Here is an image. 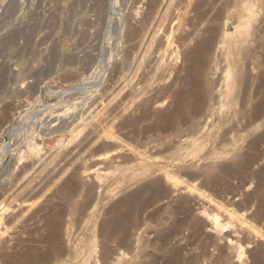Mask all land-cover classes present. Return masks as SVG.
I'll return each mask as SVG.
<instances>
[{
	"label": "rangeland",
	"instance_id": "374dc122",
	"mask_svg": "<svg viewBox=\"0 0 264 264\" xmlns=\"http://www.w3.org/2000/svg\"><path fill=\"white\" fill-rule=\"evenodd\" d=\"M0 264H264V0H0Z\"/></svg>",
	"mask_w": 264,
	"mask_h": 264
},
{
	"label": "bare ground",
	"instance_id": "6f19581e",
	"mask_svg": "<svg viewBox=\"0 0 264 264\" xmlns=\"http://www.w3.org/2000/svg\"><path fill=\"white\" fill-rule=\"evenodd\" d=\"M153 1V0H152ZM160 1V0H159ZM170 1V0H169ZM175 1V0H174ZM187 1V0H186ZM148 2V1H147ZM158 2V1H157ZM177 2V1H176ZM181 2V1H180ZM199 2V1H198ZM203 2V1H202ZM171 3V2H170ZM178 3V2H177ZM168 4V3H167ZM174 4H176V3H174ZM201 4V3H200ZM152 5V4H151ZM189 5V4H188ZM170 6H172V5H170ZM155 7V6H154ZM176 7H178V6H176ZM198 7V6H197ZM171 8V7H170ZM153 9V8H152ZM165 9V8H164ZM181 9V8H180ZM149 10H150V8H149ZM160 11V10H159ZM168 11V10H167ZM171 11V10H170ZM172 11H174V10H172ZM182 12V11H181ZM180 12V13H181ZM151 13V12H150ZM171 13V12H170ZM182 15V14H181ZM151 16V15H150ZM163 16V15H162ZM179 16V15H178ZM184 16V15H183ZM146 17V16H145ZM164 18V17H163ZM177 19V18H176ZM149 22V21H148ZM179 22V21H178ZM247 22V21H246ZM182 24V23H181ZM248 24V23H247ZM177 25V24H176ZM181 26V25H180ZM249 26V25H248ZM179 28V27H178ZM247 29V28H246ZM189 33V32H188ZM191 33V32H190ZM196 34V33H195ZM191 35V34H190ZM194 35V34H193ZM197 35V34H196ZM242 36H243V34H242ZM244 36H245V34H244ZM243 36V37H244ZM185 38V37H184ZM191 38V37H190ZM195 38V37H194ZM197 38V37H196ZM247 38H248V35H247ZM247 38L245 37V39H246V41H247ZM227 39V38H226ZM245 39L244 38H242V37H240V39H238L239 40V44L240 45H243V43H245ZM191 40H193V39H191ZM187 41V40H186ZM165 42V41H164ZM188 42H191V41H188ZM188 42L186 43V44H188ZM201 42V41H200ZM223 42V41H222ZM237 42V41H236ZM168 43V42H167ZM208 43V42H207ZM211 43V42H210ZM183 44V43H182ZM192 44V43H191ZM239 44H236V45H238V46H240ZM165 45V44H164ZM197 45V44H196ZM210 45V44H209ZM225 45V44H224ZM191 46V45H190ZM238 46H236L237 48H238ZM182 47V46H181ZM236 47H235V51H237L238 49L240 50V52H241V50L242 49H240V48H238L237 50H236ZM170 48V47H169ZM183 48V47H182ZM194 48V47H193ZM242 48V47H241ZM168 49V48H167ZM187 49V48H186ZM195 49H197V48H195ZM225 49V48H224ZM203 50V49H202ZM205 50V49H204ZM189 52V51H188ZM219 52V51H218ZM239 52V51H238ZM244 52V51H243ZM203 53V52H202ZM213 53V52H212ZM215 53V52H214ZM190 54V56L192 55L191 53H189ZM199 54V53H198ZM216 54V53H215ZM227 54V53H226ZM238 54V53H237ZM193 55H195V54H193ZM214 55V54H213ZM220 55H222V54H220ZM219 55V56H220ZM245 55V54H244ZM239 56H241V55H239ZM238 56V57H239ZM199 57H200V55H199ZM199 57H198V59H199ZM194 58V57H193ZM243 58V57H242ZM194 59H196V58H194ZM215 59V58H214ZM240 60H241V58H239ZM202 60V59H201ZM204 60V59H203ZM239 60V61H240ZM184 61V60H183ZM197 61H199V60H196V62L193 64V66H190L191 68H192V74H191V76H190V78H192L194 81V83H195V87H197V88H195L194 87V89H198V88H202V90L205 88L202 84H201V80H200V75H198L199 73L198 72H200V70H199V68L201 67V63L203 64V62H201V63H199V62H197ZM206 61V60H205ZM213 61V60H212ZM224 61V60H223ZM175 62H176V60H175ZM185 62V61H184ZM189 62V61H188ZM184 64V63H183ZM207 64V63H206ZM188 65H190V64H188ZM224 65V64H223ZM207 66V65H206ZM205 66V67H206ZM209 66H211V65H209ZM213 67V66H212ZM226 67V66H225ZM185 68V67H184ZM204 68V67H203ZM211 68V67H210ZM201 69V68H200ZM199 70V71H198ZM203 71V70H202ZM185 72H186V70H185ZM188 72H190V71H188ZM213 72V71H212ZM215 72V71H214ZM191 73V72H190ZM201 73V72H200ZM204 73V72H203ZM208 74V73H207ZM187 75V74H186ZM203 75H205V74H203ZM187 78V77H186ZM207 78V77H206ZM191 79V80H192ZM189 81V80H188ZM206 81V80H205ZM186 82V81H185ZM185 82H183V83H185ZM192 82V83H193ZM209 82V81H208ZM192 83H190V85L192 84ZM203 83H205V82H203ZM186 84V83H185ZM206 84V83H205ZM213 85V84H212ZM211 85V86H212ZM204 88H203V87ZM214 86V85H213ZM186 89V88H185ZM192 90H193V88H192ZM196 90H194V91H196ZM198 90H200V89H198ZM208 90V89H207ZM191 91V90H190ZM211 91V90H210ZM183 92V91H182ZM193 92V91H192ZM201 92V91H200ZM194 93V92H193ZM198 93V92H197ZM203 93V92H202ZM190 94V93H189ZM195 94V93H194ZM204 96H206V95H204ZM203 97V96H202ZM207 97V96H206ZM217 97V96H216ZM215 97V98H216ZM184 98V97H183ZM200 98H201V95H200ZM205 98V97H204ZM178 99V98H177ZM192 99H193V97H192ZM199 99V98H198ZM202 99V98H201ZM208 99V98H207ZM206 99V100H207ZM181 100V99H180ZM195 100H197V99H195ZM198 101V100H197ZM202 101V100H201ZM194 102V101H193ZM189 103V102H188ZM198 104V103H197ZM202 104V103H201ZM181 105V104H180ZM183 105V104H182ZM193 105H194V103H193ZM259 110V109H258ZM2 117H3V115H2ZM2 119V118H1ZM8 120V119H7ZM4 121V120H3ZM6 134V133H5ZM16 134V133H15ZM33 135V134H32ZM21 137V136H20ZM113 138V137H112ZM73 139V138H72ZM107 139V138H106ZM9 140V139H8ZM49 140V139H48ZM101 140V139H100ZM32 141V140H31ZM50 141V140H49ZM61 141V140H60ZM59 141V142H60ZM15 142V141H14ZM52 142V141H51ZM51 142H48V145H51L52 143ZM33 143H35V142H33ZM30 144V143H29ZM29 144H28V151H27V154L28 155H30V154H32V156H35V155H38V151H41V149L40 150H37L38 149V147L36 148V145H35V147H32V148H29ZM63 144V143H62ZM32 145V144H31ZM38 145V144H37ZM78 146V145H77ZM117 146V145H116ZM48 147V146H47ZM64 147H65V145H64ZM64 147H62V148H64ZM66 148V147H65ZM43 149V148H42ZM68 149V148H67ZM202 149V148H201ZM66 150V149H65ZM72 151V150H71ZM44 152V151H43ZM65 151H63V153H64ZM76 152H74V154H75ZM21 154V153H20ZM70 154V153H69ZM232 154H234V152L232 153ZM18 156V155H17ZM31 156V157H32ZM39 156H40V154H39ZM64 156V155H63ZM73 156V155H72ZM71 156V157H72ZM222 156V155H221ZM20 157V156H19ZM69 157V156H68ZM70 157V158H71ZM229 157V156H228ZM25 158V157H24ZM39 158V157H38ZM109 158V157H108ZM114 158V157H113ZM28 159V158H27ZM73 159V158H72ZM103 159V158H102ZM222 159H223V157H222ZM230 159H232V158H230ZM42 160V159H41ZM66 161V160H65ZM103 161V160H102ZM108 161V160H107ZM31 162V161H30ZM30 162H29V164H30ZM111 162V161H110ZM52 163H53V159H52ZM28 164V163H27ZM28 164V165H29ZM35 164V163H34ZM50 164V163H49ZM55 164H57V163H55ZM113 164V163H112ZM115 164V163H114ZM27 166V165H26ZM60 166V165H59ZM58 167V166H57ZM56 167V168H57ZM33 168V167H32ZM62 168H63V166L60 168L61 170H62ZM44 169V168H43ZM58 170V169H57ZM27 171V170H26ZM45 171V170H44ZM52 172H53V170H52ZM90 172V171H89ZM93 172V171H92ZM91 172V173H92ZM97 172V171H96ZM60 173V172H59ZM51 174V173H50ZM88 174H90V173H88ZM100 174V173H99ZM106 174V173H105ZM25 175V174H24ZM45 175H46V173H45ZM52 175V174H51ZM54 175V174H53ZM92 175V174H91ZM48 176V175H47ZM87 176V175H86ZM101 176V175H100ZM99 176V177H100ZM106 176V175H105ZM45 177V176H44ZM95 177V176H94ZM94 177H92V178H94ZM47 178V177H46ZM108 178V177H107ZM39 179V178H38ZM88 179H89V177H88ZM48 180V179H47ZM92 180V179H91ZM108 180V179H107ZM28 181V180H27ZM93 181V180H92ZM33 182H35V181H33ZM104 182V181H103ZM27 183V182H26ZM49 183V182H48ZM95 183V182H94ZM46 184V183H45ZM96 184V183H95ZM104 184V183H103ZM120 184V183H119ZM25 185V184H24ZM30 185V184H29ZM28 185V186H29ZM36 185V184H35ZM35 185H34V187H35ZM40 185V184H39ZM99 185V184H98ZM117 186V185H116ZM38 187V186H37ZM42 187V186H41ZM46 187V186H45ZM22 188V187H21ZM25 188V187H24ZM31 188V187H30ZM39 188V187H38ZM15 189V188H14ZM12 190H13V188H12ZM19 190V189H18ZM35 190V189H34ZM125 190V189H124ZM3 191V190H2ZM15 191V190H14ZM13 191V192H14ZM23 191H25V190H23ZM32 191V190H31ZM36 191V190H35ZM43 191V190H42ZM116 191V190H115ZM5 192V191H4ZM39 192V191H38ZM112 192V191H111ZM114 192V191H113ZM124 192V191H123ZM31 193V192H30ZM141 193V192H140ZM47 194V193H46ZM106 194V193H105ZM108 194H109V192H108ZM28 195V194H27ZM34 195V194H33ZM37 195H38V193H37ZM61 195V194H60ZM134 195H136L135 193H134ZM140 195V194H139ZM31 196V195H30ZM138 196V195H137ZM136 196V197H137ZM140 197V196H139ZM22 198V197H21ZM29 198V197H28ZM41 198V197H40ZM138 199V198H137ZM28 200V199H27ZM108 201V200H107ZM129 201V200H128ZM132 201V200H131ZM136 202V201H135ZM138 202V201H137ZM132 203V202H131ZM128 204V203H127ZM28 205V204H27ZM30 205V204H29ZM28 205V206H29ZM129 205V204H128ZM21 206V205H20ZM28 206H26V208L28 207ZM25 207V206H24ZM34 207V206H33ZM32 207V208H33ZM38 207V206H37ZM30 208V207H29ZM21 209V208H20ZM35 209V208H34ZM33 209V210H34ZM44 211V210H43ZM48 211V210H47ZM46 211V212H47ZM21 212V211H20ZM25 212V211H24ZM27 212V211H26ZM38 212V211H37ZM41 212H42V210H41ZM21 214V213H20ZM26 214V213H25ZM50 214H51V212H50ZM54 214V213H53ZM19 215V214H18ZM56 215H57V213H56ZM52 216V215H51ZM43 217V216H42ZM50 217V216H49ZM17 218V217H16ZM22 218V217H21ZM44 218H46V217H44ZM56 218V217H55ZM213 218V217H212ZM15 219V218H14ZM20 219V218H19ZM23 219V218H22ZM54 219V218H53ZM58 219V218H57ZM56 219V220H57ZM214 219V218H213ZM17 220V219H16ZM18 221V220H17ZM46 221V220H45ZM211 221H213V220H211ZM216 221V220H215ZM16 222V221H15ZM48 222H50V221H48ZM47 222V223H48ZM55 222V221H54ZM212 223V222H211ZM217 223V222H216ZM58 224V223H57ZM215 223H213V225H214ZM52 225V224H51ZM50 230V229H49ZM53 230H55V229H53Z\"/></svg>",
	"mask_w": 264,
	"mask_h": 264
}]
</instances>
